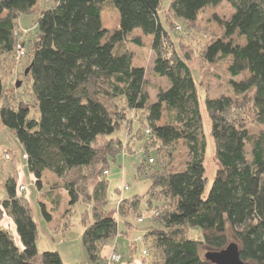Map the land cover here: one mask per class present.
<instances>
[{"label":"trees","instance_id":"obj_1","mask_svg":"<svg viewBox=\"0 0 264 264\" xmlns=\"http://www.w3.org/2000/svg\"><path fill=\"white\" fill-rule=\"evenodd\" d=\"M53 1L37 20V36L27 41L22 39L19 20L34 10L38 0H0V62L7 56L19 61L28 58V74L23 67V73L16 69V74L14 70L9 75L31 77L39 109V116L31 117L27 103L15 105L7 100L0 118L23 145L22 158L39 189L44 171L50 170L63 179L70 207L81 199L88 204L92 219L83 225L82 242L89 260L98 262L102 247L120 232L117 218L107 208L109 160L132 152L133 141L144 135L140 151L148 159L138 170L150 180L148 209L161 224L147 233L152 244L148 264H214L201 256L200 248H225L229 230L237 239L242 260L264 264V131L253 135L238 122L235 111L252 100L258 121L264 123V0H226L234 11L226 18L215 16L223 35L213 37L202 50L210 65L232 60L228 83L233 95L205 100L218 164L207 194V139L198 83L189 57L170 48L172 36L160 17L162 0ZM222 2L171 0L167 11L194 24L205 8ZM104 3H111L120 14L119 28L110 36L102 23ZM136 30L152 36L153 71L169 81L166 88H158L154 102L147 90L146 69L134 64L127 47ZM240 37L243 44L236 41ZM131 41L144 45L140 36ZM20 46L24 50L18 55ZM246 70L250 71L247 78L236 79ZM3 81L0 75V98H4ZM163 118L168 122L161 124ZM126 125L125 138L116 136ZM180 140L191 158L182 169L168 168L162 160L164 152L175 150ZM152 149L160 156V167L150 155ZM95 176L91 190L89 182ZM5 186L9 196L0 203V218L12 219L21 245L0 228V264H66L58 251L39 256L37 222L29 200L18 194L24 188L14 178ZM139 199L133 197L127 207L123 201L117 211L140 216ZM41 205L51 219L45 203ZM66 212L70 215L71 209ZM189 226L200 227L203 239H189Z\"/></svg>","mask_w":264,"mask_h":264},{"label":"rangeland","instance_id":"obj_2","mask_svg":"<svg viewBox=\"0 0 264 264\" xmlns=\"http://www.w3.org/2000/svg\"><path fill=\"white\" fill-rule=\"evenodd\" d=\"M171 0H162L160 17L165 27L170 31L172 41H170V48L178 49L181 55L189 57V64L193 68V75L198 83L200 94V107L202 113L203 129L207 139V150L204 160L206 169V178L208 179L206 185V194L209 192L213 180L216 176L218 164L216 161V146L215 141L211 135L212 121L208 114L205 100L209 97H219L220 95L230 94L233 95L229 87V79L231 74L229 65L231 58L221 60L213 65L208 64L203 57V48L213 37L223 35V28L215 21V16L226 18L233 11V7L226 1L216 6L205 8L197 19V23L187 24L186 22L178 20L176 17L168 13ZM54 5L53 0H38V4L34 10L29 14H23L19 20L20 29L23 31L22 39L29 41L38 34L37 20L43 10L49 9ZM102 11L103 27L108 30L110 36L120 25L119 11L111 4L104 3ZM179 26V28H178ZM133 36H140L143 46H138L131 38ZM152 36L144 35L140 30H136L129 36L127 40V47L133 52L134 64L143 65L146 69V78L148 80L147 90L151 96L150 102L157 99L158 88H166L169 81L166 77H158L153 71L155 53L151 49ZM237 42L243 44L242 37L236 39ZM21 42V41H20ZM17 58V57H16ZM21 58V57H20ZM27 57L13 60L11 56L3 57L0 62V75L3 76L4 81V98H0V109L5 101L18 105L19 103H27L30 108V116L38 117L39 109L37 102L32 92V79L30 76L19 75L18 79L15 75L10 76L11 72L23 73V67H28ZM17 65V66H16ZM250 75V71L246 70L241 76L236 79H244ZM18 80L21 84L17 86ZM240 103L243 101L241 97H237ZM237 112L238 122H243L245 127L253 135H258L264 131V123L259 122L257 118L256 109L253 106L252 100H246L244 103L239 104L235 110ZM168 121L163 118L160 123L165 124ZM135 123L134 127L136 128ZM127 125L122 128L116 136L124 139ZM103 139H101V142ZM135 141V142H134ZM131 147L132 152L121 153L117 159H110L109 170L110 174L107 177L109 180V204L108 212L115 215L118 220L119 230L125 229V220L137 222L134 216L129 215L123 218L117 211L118 200L129 199L139 196L141 200L139 205V212L145 215L143 222L134 223V225L144 227L153 224L154 227H161V224L156 220L157 214L153 216V212L148 210V195L147 190L150 185V180L145 174H139V166L144 161H147L148 155L140 151V148L145 142L144 135H140L138 140H134ZM131 143V142H130ZM5 151H8V157L4 158ZM24 152L23 145L16 137L14 131L5 127L0 118V203L7 199L9 194L6 189L5 183L9 178H14L17 185H23V190H18V194L27 198L30 202L34 219L38 225V240L37 249L39 256L45 251H58L63 256L64 261H72L77 258L78 264L89 260V255L85 250L82 242V231L85 221L88 222L92 217L88 216V204L83 200H79L75 205L69 206L68 193L63 189V179H60L54 172L50 170L44 171L43 187L38 188L36 180L32 177L27 167L26 160L22 158ZM247 153H250V146L247 147ZM150 155L157 159L156 167H160V156L156 150L152 149ZM165 158L162 159L163 163L169 168L179 170L185 167L188 160L191 158L190 151L183 140L176 144V149L170 151L169 149L164 152ZM15 162V163H14ZM97 178L93 179L91 186L95 184ZM89 182V183H90ZM128 187V188H127ZM118 189L117 192L115 190ZM115 192V195H113ZM52 198L56 200L52 202ZM45 203L47 211L52 215L51 219L43 213L41 203ZM130 201L126 204L129 205ZM70 208L71 214L67 215L66 210ZM138 216V215H137ZM142 216V215H141ZM140 217V216H139ZM157 217V218H156ZM141 219V218H139ZM157 222H156V221ZM0 228L6 229L15 236L18 245H21L20 238L16 231V225L8 216L0 218ZM145 230H143V233ZM186 236L193 240H202L204 237L203 230L200 227L189 226L186 227ZM228 242H237L234 234L229 230ZM148 248L144 250L145 255L149 247L152 246L151 242H147ZM151 248V247H150ZM201 256L205 257L207 251L210 249L202 245Z\"/></svg>","mask_w":264,"mask_h":264},{"label":"crops","instance_id":"obj_3","mask_svg":"<svg viewBox=\"0 0 264 264\" xmlns=\"http://www.w3.org/2000/svg\"><path fill=\"white\" fill-rule=\"evenodd\" d=\"M32 177H33V175H32ZM93 187H94V184H93V186H91V182H90L91 190L93 189ZM117 191H118V189L115 190V192H117ZM115 192L113 195H115ZM131 200H132V198H129V199H120L119 198L118 206H120V204L123 201H126V203H125V205H126L128 203V201H131ZM117 210H118V207H117ZM150 211L153 212L152 209ZM132 214H134V213H132ZM120 215L123 218H127L131 214H128V215L120 214ZM141 215H140V217H139V215L137 216V214L134 215L136 217L135 220L137 222L141 223L145 220V215H143V214H141ZM139 218H141V219H139ZM137 222H134V223H137ZM125 223H126L125 229L120 230V232L118 233V235L115 238L108 241L102 247L101 253H100V260L98 262L94 263V262H91L90 260H86V262H83V264H113V263H109V257L113 252H118V253L122 254L123 261L119 264H148L149 257L151 256V249H148V253H149L148 255H145L143 252L145 249L148 248V245L146 242L148 240H150V237L147 236V233L152 230L153 224L150 223L147 226L139 228L137 225L135 226L132 221H129L127 219L125 220ZM143 230H145L144 233H143ZM62 258H63V256H62ZM63 260H64V258H63ZM64 262L66 264H78L77 263L78 260L76 257L73 258L72 261H69V262L64 261ZM80 264H82V263H80Z\"/></svg>","mask_w":264,"mask_h":264},{"label":"water","instance_id":"obj_4","mask_svg":"<svg viewBox=\"0 0 264 264\" xmlns=\"http://www.w3.org/2000/svg\"><path fill=\"white\" fill-rule=\"evenodd\" d=\"M30 68L26 69L28 74ZM21 82L17 83L19 86ZM205 258L214 264H253L249 261H244L240 257V246L238 243H229L225 248L221 250H209L207 251Z\"/></svg>","mask_w":264,"mask_h":264},{"label":"built area","instance_id":"obj_5","mask_svg":"<svg viewBox=\"0 0 264 264\" xmlns=\"http://www.w3.org/2000/svg\"><path fill=\"white\" fill-rule=\"evenodd\" d=\"M23 47H19V49H18V55H20V54H23ZM147 133H150V131L149 130H147ZM5 156H4V158H9L8 157V151H5V154H4ZM24 157H26V156H24ZM153 159H150V161H152ZM105 173H107V171H105ZM24 188V186L22 185V186H20V189H23ZM146 251V250H145ZM145 254H146V252H144ZM123 261V256H122V254L121 253H118V252H113L111 255H110V257H109V263H113V264H119V263H121Z\"/></svg>","mask_w":264,"mask_h":264}]
</instances>
